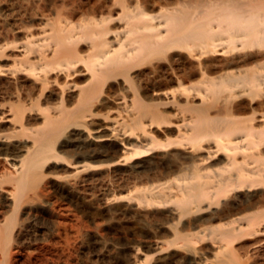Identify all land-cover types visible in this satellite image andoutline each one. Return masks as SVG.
<instances>
[{
  "label": "bare ground",
  "instance_id": "1",
  "mask_svg": "<svg viewBox=\"0 0 264 264\" xmlns=\"http://www.w3.org/2000/svg\"><path fill=\"white\" fill-rule=\"evenodd\" d=\"M0 2V264L50 183L117 264H264V0Z\"/></svg>",
  "mask_w": 264,
  "mask_h": 264
},
{
  "label": "rangeland",
  "instance_id": "2",
  "mask_svg": "<svg viewBox=\"0 0 264 264\" xmlns=\"http://www.w3.org/2000/svg\"><path fill=\"white\" fill-rule=\"evenodd\" d=\"M51 185L43 198L47 213L36 214L28 238L11 264H117L99 255L94 247L96 240L116 247L136 243L142 252H147L154 240L152 235L134 237L131 225V229L127 225L108 230L111 223L101 210L93 211L82 202L65 199Z\"/></svg>",
  "mask_w": 264,
  "mask_h": 264
}]
</instances>
